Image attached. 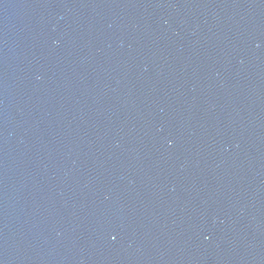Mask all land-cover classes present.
<instances>
[{"label": "water", "instance_id": "95a60500", "mask_svg": "<svg viewBox=\"0 0 264 264\" xmlns=\"http://www.w3.org/2000/svg\"><path fill=\"white\" fill-rule=\"evenodd\" d=\"M0 264H264V0H0Z\"/></svg>", "mask_w": 264, "mask_h": 264}]
</instances>
